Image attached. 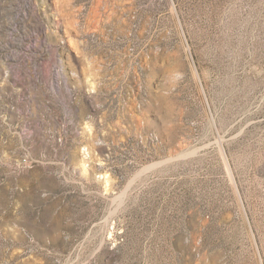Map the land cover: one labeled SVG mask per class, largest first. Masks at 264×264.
Segmentation results:
<instances>
[{
    "label": "rangeland",
    "instance_id": "374dc122",
    "mask_svg": "<svg viewBox=\"0 0 264 264\" xmlns=\"http://www.w3.org/2000/svg\"><path fill=\"white\" fill-rule=\"evenodd\" d=\"M0 264H264V0H0Z\"/></svg>",
    "mask_w": 264,
    "mask_h": 264
}]
</instances>
